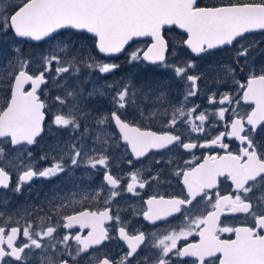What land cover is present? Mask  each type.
<instances>
[{"label":"snow or ice","instance_id":"obj_1","mask_svg":"<svg viewBox=\"0 0 264 264\" xmlns=\"http://www.w3.org/2000/svg\"><path fill=\"white\" fill-rule=\"evenodd\" d=\"M140 38H150L147 46L132 50L131 42ZM0 40L14 53L0 63V190L20 194L34 178L80 166L103 170V183L92 194L54 209L55 223H48L49 213L39 216L43 208L36 212L39 223L0 210V264H264V66L259 72L249 67L253 50L264 43V0H0ZM25 44L47 47L33 56L25 54ZM218 52L231 53V63L208 71L216 72L215 83L234 87L209 90L211 110L195 102L188 107L207 74L197 60ZM120 54L134 67L169 73L183 85L182 99L174 102L160 90L154 110L142 109L138 92L147 101L151 86L138 90L131 81L109 80L120 68L112 58ZM245 69L242 82L237 77ZM132 109L166 130L140 126L129 119ZM46 118L49 131L54 126L72 135L56 142L55 154L35 158L31 149ZM221 124L223 130L203 143L186 135L204 134L207 125L211 136ZM197 148L221 151L204 154L200 163L184 160V167L164 159ZM154 150L162 153L154 163L168 166V176H161L163 169L145 175L137 167ZM49 159L50 165L37 167ZM117 161L129 165L126 173H112ZM172 177L183 186L182 195L148 196L146 207L130 215L142 216L154 229L129 230L131 221L113 211L117 198L140 196L154 182L171 184ZM225 182L230 191L221 194ZM85 201L99 206L61 211ZM111 242L119 248L116 256L108 251Z\"/></svg>","mask_w":264,"mask_h":264},{"label":"rangeland","instance_id":"obj_2","mask_svg":"<svg viewBox=\"0 0 264 264\" xmlns=\"http://www.w3.org/2000/svg\"><path fill=\"white\" fill-rule=\"evenodd\" d=\"M219 1V0H218ZM80 35V34H77ZM171 39H175L174 33L168 34ZM260 38V37H257ZM85 46L90 47V41H84ZM25 54L33 55L44 51L47 46L43 48L40 47H29L28 44H25ZM146 44L144 42H136L132 44V50L137 48H145ZM14 55L11 50L8 48L7 43L0 40V63H3L5 59ZM113 62L120 64V68L116 71L114 76H110L109 80H121L131 81L133 85L138 90H148L149 86L153 89L148 92L149 99L144 100L142 92H138V104L142 109L147 110L148 112L154 110L156 104L152 103L155 100V96L160 90H164L167 93V96L172 101H178L182 99L183 85H178L175 80L169 79L170 74L163 71H154L150 66L140 65L139 67H134L127 63V57L123 54L121 57L112 59ZM232 56L227 54L217 53L214 57H208L205 60H197L198 70L205 71L206 76L198 82L200 86V94L198 97H191L188 107H191V102H195L200 105V110L204 108H209L207 104V94L209 90H217L219 92H227L232 87L231 83H215L216 78L215 71H208L210 65H216L220 63H231ZM264 66V43H259L256 48L253 50L251 56L249 57V67H254L257 72L260 68ZM247 69L243 73L238 74V79L242 80L243 77L247 75ZM172 82L173 88L169 84ZM103 83V81H101ZM88 90H91V85H86ZM224 88V91H223ZM58 90L53 88L50 92L51 96L57 95ZM233 95L235 93H232ZM0 103H3V91L0 90ZM51 103V101H49ZM209 105V106H208ZM101 107L107 109L109 106L106 102H103ZM129 119H133L134 122L138 123L140 126L144 127L150 123L149 126L161 127L160 121L152 120L151 122L143 116H140L135 109L130 110ZM51 124L50 118H46L45 121V131L43 135L38 138V144L32 147L33 156L39 158L44 153H54V145L57 141L63 143L67 141L72 135L68 130L60 129L57 130L54 126L51 131L48 129V125ZM207 126V125H206ZM94 127V125H93ZM90 143V141H89ZM120 158L123 161L127 160V156L121 152ZM110 163L112 161L110 160ZM136 163V162H135ZM51 164V159L48 161L39 162L37 167L48 166ZM137 167H140L145 170V165L142 163H136ZM129 168L126 162L120 163L117 161L113 165L111 171L114 175H120L122 172L126 173ZM103 183V170L97 171L85 166H80L76 168H70V170L60 173L56 177L50 179H45L42 177L34 178L30 184L24 186L23 191L20 194L13 193L11 191L0 190V210L5 213H10L6 215H11L13 217L19 218L24 216V218H35L38 221V216L36 214L37 210L43 208V211H39V216H44L45 213L53 215L55 218H58L55 215L54 209H60L61 204H68L70 200H80L84 195L92 194L95 189H98L99 186ZM153 186H156L152 184ZM106 186V185H105ZM107 187V186H106ZM118 204L115 203L114 209L120 211V215L132 212V209H138L137 200H131L125 195L123 197H118ZM93 202V201H85ZM84 202V203H85ZM83 203V204H84ZM10 204V205H8ZM83 204H75L71 207H82ZM63 208L62 213L68 208ZM11 208V211H10ZM25 209L27 212H25Z\"/></svg>","mask_w":264,"mask_h":264},{"label":"flooded vegetation","instance_id":"obj_3","mask_svg":"<svg viewBox=\"0 0 264 264\" xmlns=\"http://www.w3.org/2000/svg\"><path fill=\"white\" fill-rule=\"evenodd\" d=\"M201 2L203 4H207V5H213V4H217L218 5L220 3H228L229 0H219V1L218 0H201ZM254 35L256 37H260L259 33H256ZM147 42L148 41L144 42L146 44V46H147ZM218 53H222V55L223 54H227L228 56H232V54L229 53V52H218ZM244 80H245V76L243 77V79L241 81L243 82ZM169 84L171 85V88H173L172 82H170ZM223 91H224V88H223ZM206 103L208 104V102H206ZM212 107L213 106H211V105L209 106L210 110L212 109ZM242 108L243 109H247V108H249V106L248 105H243ZM226 116H227V114H226ZM197 123H199V122L197 121ZM149 125H150V123L147 124L144 127H150L152 130L158 131V132L166 130V129H164L162 127L161 123H160L161 127H158V126L157 127H155V126L152 127V126H149ZM185 127H187V126L185 125ZM222 130H223L222 124L218 128L217 127H212L211 128V136H209L208 133H207V126H206V132L204 134L194 133V132H190L189 131V132L186 133V135L194 142L203 143L206 138L207 139H211L215 134L218 133V131H222ZM220 151L221 150L219 148H215V149L197 148V149H193L192 152H183L182 151V156H177L174 153L169 152V153H167V156L164 157V159H167L168 157H171L174 160H179L181 167H184L185 166L184 163H183L184 160H195L196 163H200V162H202V157H203L204 154H207V153H210V152H220ZM161 156H162L161 152H149L148 156L144 157L142 161H136V163H141V164L143 163L145 165V170H144L145 171V175L149 174V172H148L149 169H153V174H154L155 170L163 169V171H161V176L165 177V176H168L170 174L169 173V167L165 166L163 164V162L161 164H159V165L154 163V159L160 158ZM153 184L156 185V186L152 185L151 187H146L145 189L140 190V196H131L130 194H127V193H125L124 195L127 198L131 199V200H134V201L137 200V204H138L137 206L139 207L137 209L138 211H141L144 207H146L143 204V201L146 200L148 198V196H150V195L159 194V195H164L165 197H168V196H171V195H175V196H181L182 195V187L183 186L177 182V178H175V177H172L171 184L164 183V184L157 185V184H155V182ZM228 191H230V188L228 187V184L226 182L222 183L220 185L221 194H226ZM114 204H115V202H114ZM8 205H10V204H8ZM98 206L99 205H98V203L96 201H93V202H90V203L89 202H85L82 207L80 206V207L68 208L67 210H65L63 212V214H72L73 212L82 210L85 207H90V208L95 209ZM2 209L4 211V208H2ZM10 211H11V208H10ZM113 211L115 212L117 210H115L114 207H113ZM130 213H131V211H129V213L123 214L121 216L122 218L126 217L127 220L131 221V223L128 224L129 230H131L133 228H139L140 230L148 233L150 230L154 229V226L149 224L147 221H144L142 216H140V215H130ZM6 214H10V213H6ZM51 216H52V219L49 220L48 223H55L56 220L59 219V217L55 218L53 215H51ZM34 217L33 218H25V219L30 220V221H32L34 223H39V220L36 221ZM231 222L232 223H236L237 225H239L241 223L240 220H233ZM23 223H24V220H21V224H23ZM160 223L161 222H158V224H160ZM176 223L179 224V221L177 220ZM106 226H108V225L106 224ZM175 226L176 225H173V227H175ZM156 230L157 231H162L163 229L160 228V229H156ZM63 231H67V230H63ZM73 231H75V229H73ZM85 232H87V230H85ZM151 239H152V237L150 236L149 240L151 241ZM189 239L190 240H193V239L198 240V237H189ZM179 243L183 244L185 242L184 241H180ZM108 251L113 256H116L119 253V248H117L115 242H111V243H109Z\"/></svg>","mask_w":264,"mask_h":264},{"label":"water","instance_id":"obj_4","mask_svg":"<svg viewBox=\"0 0 264 264\" xmlns=\"http://www.w3.org/2000/svg\"><path fill=\"white\" fill-rule=\"evenodd\" d=\"M177 31H179V30H177ZM149 39H150V38H140V39H137V40H135V41H133V42L145 41V40H149ZM131 43H132V42H131ZM120 55H121V54H120ZM120 55H119V56H120ZM119 56H118V57H119ZM114 58H115V57H114ZM42 133H43V132H42ZM41 135H42V134H41ZM38 138H39V137H38ZM33 146H34V145H33ZM33 146H32V147H33ZM154 152H156V151L154 150Z\"/></svg>","mask_w":264,"mask_h":264}]
</instances>
